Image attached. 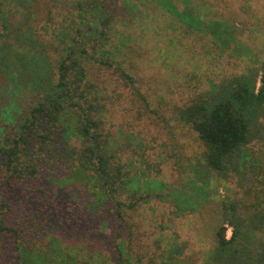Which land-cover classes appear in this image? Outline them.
<instances>
[{"label":"trees","instance_id":"trees-1","mask_svg":"<svg viewBox=\"0 0 264 264\" xmlns=\"http://www.w3.org/2000/svg\"><path fill=\"white\" fill-rule=\"evenodd\" d=\"M21 2L0 0V49L11 35L16 36L12 18ZM177 3L176 0H80V3L77 0L76 9L80 12L79 18H74V35L61 36V30L57 31L58 38L50 46L55 70L53 83L40 91L35 104L18 123L6 127L0 137V241L13 238L15 264L144 262L145 256L140 251L132 259L126 241L129 244L141 238L142 222L137 224L135 215L158 195L145 196L141 186L135 188L128 166L114 155L112 136L105 130L109 96L94 72L96 68L111 71L126 87L136 89L132 71L134 60L141 59L142 54L135 30L147 29L143 21L154 17L149 14L154 13L152 9L169 18L173 27L179 24L188 31L203 32L212 46L229 49L232 38L228 37L227 23L207 20L194 8L193 0ZM168 43L173 44L174 40L170 38ZM237 50L250 49L237 43ZM22 51L27 55L32 52ZM13 63L18 72L17 62ZM136 94L140 95L137 91ZM174 116L189 126L203 145L196 160L199 175L205 174L206 178L214 175L220 180L241 177L245 173L239 170V160L247 156L246 149L253 143L264 142V61L258 67H248L238 75L211 84L208 91L175 108ZM48 183L57 185L52 199L46 197V189H51ZM260 183L258 189L245 188L243 195L264 197V178ZM69 186L75 189L71 191ZM15 190L23 195L20 203L28 209L31 205L35 208L23 215L27 220H17L18 226L10 227L7 216L13 204L9 192ZM25 206H20L21 210ZM221 207L222 223L209 252L211 264H264V200L254 205L248 216H242L235 202H222ZM87 211L101 214V227L104 230L110 227V232L114 230V220L123 224L131 220L128 240L121 237V229L117 230V237L121 238H113L109 249L96 245L101 231L80 238L83 232H72L69 220ZM224 225L231 228L229 238ZM27 227L35 231L37 239L46 241L43 247L27 246L21 241ZM55 228L65 231L70 240L52 234ZM182 249L177 245L161 249L163 254H151L148 264H181L178 257ZM3 259L0 252V260Z\"/></svg>","mask_w":264,"mask_h":264},{"label":"rangeland","instance_id":"rangeland-1","mask_svg":"<svg viewBox=\"0 0 264 264\" xmlns=\"http://www.w3.org/2000/svg\"><path fill=\"white\" fill-rule=\"evenodd\" d=\"M76 2L23 0L19 4L12 18L16 36L11 35L7 41H2L0 49L1 138L6 127L18 123L35 104L40 91L53 83L55 70L50 46L56 42L58 30H61V36L74 35V18L78 19L80 12L76 9ZM177 2L182 4L183 0ZM193 2L194 8L197 7L207 20L228 24V37L232 38L229 49L212 46L209 36L203 32H191L179 24L173 27L169 18L152 9L154 13L149 14L154 17L143 21L147 29L135 30L142 54L141 59L134 60L136 65L132 71L136 89L126 87L111 71L96 68L94 72L100 77L104 93L109 96L105 130L112 136L114 155L128 166L135 188L141 186V193L145 196H160L142 205L135 215V222H142L141 238L129 244L126 241L131 247L132 259L138 251L144 254L142 264H148L151 254H163L161 249L166 250L171 245L183 247L182 255L178 257L181 264H211L209 252L222 223V202H235L242 216H248L253 206L264 200L263 196L243 195L247 187L258 189L264 178V142L253 143L246 149L247 156L239 160V170L245 173L241 177L220 180L211 175L206 178L205 174L199 175L201 171L196 165L203 150L202 143L189 126L181 124L174 116L175 108L185 105L196 94L208 91L211 84L238 75L248 67H258L264 61V0ZM170 38L174 40L173 44L168 43ZM237 43L245 44L250 50H237ZM233 47L236 49L232 50ZM22 50H30L33 54L27 55ZM13 61L19 66L18 72ZM47 186L51 189H46V197L52 199L57 185L48 183ZM68 188L75 189L74 186ZM9 194L13 205L7 216V225L17 227V220H27L23 215L35 207L31 205L28 209L20 203L23 195L19 190ZM20 206H25L24 210ZM102 218L101 214L98 216L88 211L79 213L69 220L70 230L83 232L80 238L84 235L92 237L93 231L103 232L97 236L96 245L105 249L112 245L118 229L123 231L121 237L128 240L131 220L126 224L114 220V230L110 232L109 227L107 232L101 227ZM224 226L229 238L231 228ZM27 228L21 241L27 246L43 247L46 241L37 239L35 231ZM61 230L55 228L52 234L70 240L71 236ZM12 241V237L0 241V252L4 257L0 264H15ZM139 246L143 248L138 249Z\"/></svg>","mask_w":264,"mask_h":264}]
</instances>
